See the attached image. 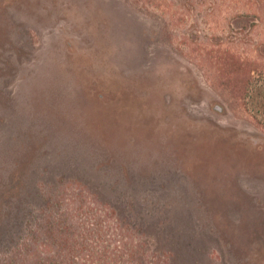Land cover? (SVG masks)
<instances>
[{
  "label": "rangeland",
  "instance_id": "rangeland-1",
  "mask_svg": "<svg viewBox=\"0 0 264 264\" xmlns=\"http://www.w3.org/2000/svg\"><path fill=\"white\" fill-rule=\"evenodd\" d=\"M11 172L135 199L190 263L264 264V0H0Z\"/></svg>",
  "mask_w": 264,
  "mask_h": 264
},
{
  "label": "trees",
  "instance_id": "trees-1",
  "mask_svg": "<svg viewBox=\"0 0 264 264\" xmlns=\"http://www.w3.org/2000/svg\"><path fill=\"white\" fill-rule=\"evenodd\" d=\"M251 71L239 84L242 103L253 88ZM6 179L0 189V264H193L164 233L165 224L141 214L134 198L102 194L79 179L70 189H56L54 180L32 192L26 174L11 172Z\"/></svg>",
  "mask_w": 264,
  "mask_h": 264
}]
</instances>
